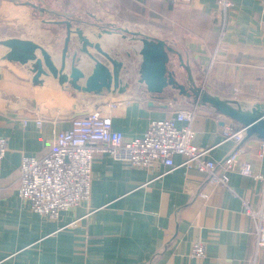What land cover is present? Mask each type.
<instances>
[{
	"label": "crops",
	"instance_id": "1",
	"mask_svg": "<svg viewBox=\"0 0 264 264\" xmlns=\"http://www.w3.org/2000/svg\"><path fill=\"white\" fill-rule=\"evenodd\" d=\"M95 5L121 23L174 34L207 90L264 100V0H234L223 38L214 15L216 0H192L189 7L152 0ZM19 10L20 20L31 14L28 7L0 0V15L10 13L13 26L19 25ZM13 37L46 44L33 36L0 40ZM92 97L86 111L81 112L82 104L74 110L53 79L35 87L19 66L0 61V137L8 145L0 164V264H264L255 222L243 205L246 201L257 211L262 204L264 158L257 140L236 152L229 188L212 183L194 167L168 172L156 164L148 170L96 154L88 201L56 220L33 212L18 194L22 159L47 154L57 133L71 128L74 116L98 109L130 141L142 137L153 120L190 108L154 107L130 93ZM198 111L194 143L211 148L210 157L220 164L238 142L224 139L217 115ZM40 116L42 127L35 123ZM25 119L30 120L26 126ZM183 161L177 156L176 166ZM242 162L252 164L251 176L239 174ZM198 241L206 245L204 258L191 256Z\"/></svg>",
	"mask_w": 264,
	"mask_h": 264
},
{
	"label": "water",
	"instance_id": "2",
	"mask_svg": "<svg viewBox=\"0 0 264 264\" xmlns=\"http://www.w3.org/2000/svg\"><path fill=\"white\" fill-rule=\"evenodd\" d=\"M9 1L32 11L23 20L18 17V29L46 44L0 40V61L19 66L35 87L53 79L74 110L82 104L81 112L86 111L91 96L130 93L154 107L209 111L223 130L241 133L221 165L246 142H264V100L207 90L174 34L121 23L95 5L102 0Z\"/></svg>",
	"mask_w": 264,
	"mask_h": 264
},
{
	"label": "built area",
	"instance_id": "3",
	"mask_svg": "<svg viewBox=\"0 0 264 264\" xmlns=\"http://www.w3.org/2000/svg\"><path fill=\"white\" fill-rule=\"evenodd\" d=\"M191 6L192 0H152ZM234 0H216L215 18L225 36L228 14ZM118 103H112L114 107ZM198 109L176 108L166 119L153 120L147 132L133 140L113 129L110 117H104L98 109L76 115L71 120V128L58 132L51 150L41 156H24L18 177V194L21 200L29 202L36 214L51 220L59 218L64 211L77 210L81 202L91 197L92 166L96 154H107L113 160L130 163L137 168L151 169L163 164L168 172L178 167L196 168L209 176V180L229 188L230 174L234 171L237 153L224 164H218L210 157L211 148L195 145L196 133L193 129L198 117ZM30 120H23L24 126ZM45 120L40 116L35 123L42 127ZM240 132L225 129V140L238 142ZM8 151L7 139L0 137V164ZM260 157L264 158V142L260 143ZM184 158L176 166L175 158ZM243 176L252 175V164L242 162L238 168ZM259 179H264L259 177ZM244 211L256 225V246L264 250V190L260 210H253L243 202ZM194 258L206 256V245L202 241L194 243L191 251Z\"/></svg>",
	"mask_w": 264,
	"mask_h": 264
},
{
	"label": "rangeland",
	"instance_id": "4",
	"mask_svg": "<svg viewBox=\"0 0 264 264\" xmlns=\"http://www.w3.org/2000/svg\"><path fill=\"white\" fill-rule=\"evenodd\" d=\"M3 1H6V2H9L13 5H15L16 7H25V6H21V5H16L15 3L13 2H10L9 0H3ZM29 1H32V2H37L38 4L42 5V1L41 0H29ZM62 2H65L66 0H61ZM71 2L72 1H75V2H79L80 0H70ZM12 6V5H11ZM27 8V7H26ZM24 12V11H23ZM32 12V11H31ZM22 11H18L17 12V16H21ZM12 15L10 13H6V14H3V15H0V39H3V38H6V37H11L12 35H17V36H33V37H37L33 34H30V33H27L23 30H19L18 29V26H13V22L15 23V21L12 20ZM38 17H36L37 19ZM35 19V18H33ZM19 20L16 18V23H18ZM52 35H57L56 32H53ZM38 38V37H37ZM68 95V94H67ZM93 97L91 96L90 99H92ZM89 101V100H88ZM87 106H91V103L90 102H87L86 104Z\"/></svg>",
	"mask_w": 264,
	"mask_h": 264
}]
</instances>
